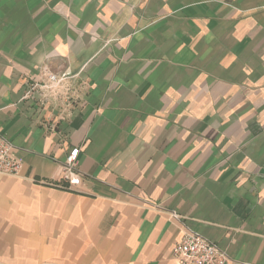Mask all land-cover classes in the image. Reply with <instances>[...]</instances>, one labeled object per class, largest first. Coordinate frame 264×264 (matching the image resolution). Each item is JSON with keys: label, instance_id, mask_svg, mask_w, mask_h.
<instances>
[{"label": "crops", "instance_id": "crops-1", "mask_svg": "<svg viewBox=\"0 0 264 264\" xmlns=\"http://www.w3.org/2000/svg\"><path fill=\"white\" fill-rule=\"evenodd\" d=\"M0 132V264H177L187 232L264 264V0H0Z\"/></svg>", "mask_w": 264, "mask_h": 264}, {"label": "built area", "instance_id": "built-area-1", "mask_svg": "<svg viewBox=\"0 0 264 264\" xmlns=\"http://www.w3.org/2000/svg\"><path fill=\"white\" fill-rule=\"evenodd\" d=\"M40 77L27 85L22 99L32 102L40 111H43L50 99L58 98L68 76L66 74L58 76L44 69ZM63 97L64 102L69 104L67 95L63 94ZM78 154L79 148L71 149L61 164L65 182L78 173ZM22 168L23 163L18 156L17 148L0 132V176L17 177L22 172ZM168 214L171 220L179 219L175 212H168ZM171 256L177 264H229L225 250L207 238L192 232L185 233L173 245Z\"/></svg>", "mask_w": 264, "mask_h": 264}, {"label": "trees", "instance_id": "trees-1", "mask_svg": "<svg viewBox=\"0 0 264 264\" xmlns=\"http://www.w3.org/2000/svg\"><path fill=\"white\" fill-rule=\"evenodd\" d=\"M60 189H63V190H68L69 189V185L68 183H62L59 185Z\"/></svg>", "mask_w": 264, "mask_h": 264}]
</instances>
